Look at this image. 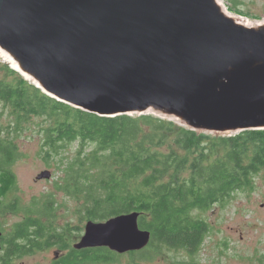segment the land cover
Listing matches in <instances>:
<instances>
[{"label":"water","instance_id":"1","mask_svg":"<svg viewBox=\"0 0 264 264\" xmlns=\"http://www.w3.org/2000/svg\"><path fill=\"white\" fill-rule=\"evenodd\" d=\"M0 51L45 95L101 117L152 114L229 136L264 130V21L219 0H0ZM138 219L87 221L74 248L142 251L151 234Z\"/></svg>","mask_w":264,"mask_h":264},{"label":"trees","instance_id":"2","mask_svg":"<svg viewBox=\"0 0 264 264\" xmlns=\"http://www.w3.org/2000/svg\"><path fill=\"white\" fill-rule=\"evenodd\" d=\"M5 70L12 78L0 77V104L16 125L0 129V212L24 217L0 237L3 264L46 248L68 247L65 237L71 236L70 230L57 231L50 197L27 208H20L17 199L3 203L17 188L12 166L21 157L8 134L32 118L44 121L41 151L47 150V156L62 161L75 145L74 157L62 170L63 183L56 182L55 188L75 200L83 218L100 223L139 213L138 226L151 239L135 255L148 249L195 254L211 233L201 214L253 192L257 181L264 180V130L229 136L196 132L152 114L101 117L58 102L14 70ZM86 258L111 262L117 254L93 249L91 255H71L63 264H82Z\"/></svg>","mask_w":264,"mask_h":264},{"label":"rangeland","instance_id":"3","mask_svg":"<svg viewBox=\"0 0 264 264\" xmlns=\"http://www.w3.org/2000/svg\"><path fill=\"white\" fill-rule=\"evenodd\" d=\"M219 1L226 9L231 10L229 13L232 15L243 17L250 23L264 21V0ZM6 67L11 69L10 64L0 55V77L9 81L12 77L7 76ZM18 75L21 76L19 73ZM15 125V117L10 110L4 109L0 104L1 131L8 126L13 129ZM43 125L42 119L32 118L21 122L18 132H9L8 137L15 139L21 157L12 166L17 188L7 195L3 203L9 205L17 199L20 208H27L34 200L52 198L56 206L53 218L57 231L62 233L70 228L71 242H74L83 235L88 220L83 218L74 199L56 190L55 183L58 181L63 183L65 173L63 174L62 170L67 168L77 149L75 145L69 148L65 152L66 158L62 161L47 156V150L41 151L40 131ZM7 133H2L1 137L5 138ZM46 170L51 172L50 179L36 180V177ZM201 215L208 222L211 233L202 249L195 254L189 256L187 252L171 249H163L155 253L153 249H148L146 253L137 255L117 254L114 261L105 264H264V180L257 181L253 192L240 193L226 206L215 207L212 211ZM23 217L20 213L0 212L2 234H8L16 223L23 220ZM55 248L29 253L15 258L10 264H50ZM3 255L2 250L0 264H3Z\"/></svg>","mask_w":264,"mask_h":264},{"label":"flooded vegetation","instance_id":"4","mask_svg":"<svg viewBox=\"0 0 264 264\" xmlns=\"http://www.w3.org/2000/svg\"><path fill=\"white\" fill-rule=\"evenodd\" d=\"M69 230H70V228L65 229L62 233L67 234ZM83 235H84V231H83ZM82 236L78 237L79 239L77 238L78 240L74 241V242H71V238L68 239L67 237H65L67 240L66 244L68 245V247H57L56 246L55 251H54V257L50 261V264H63L69 260V257H71V255H74V256H80V255L81 256H87L88 254L91 255V252L93 249H103V250L107 249L104 247L75 249L74 245L80 241ZM48 249H52V248H46V249H43L42 251L48 250ZM107 250H109V249H107ZM129 253H133V252H129ZM80 260H83L82 264H101V263L105 264V263H108V261L93 263L89 259L87 260V258L86 259H80Z\"/></svg>","mask_w":264,"mask_h":264},{"label":"bare ground","instance_id":"5","mask_svg":"<svg viewBox=\"0 0 264 264\" xmlns=\"http://www.w3.org/2000/svg\"><path fill=\"white\" fill-rule=\"evenodd\" d=\"M0 55L3 56V58L6 60V62H8L9 64L13 65V67H16L15 64L11 61V59L2 51H0Z\"/></svg>","mask_w":264,"mask_h":264}]
</instances>
